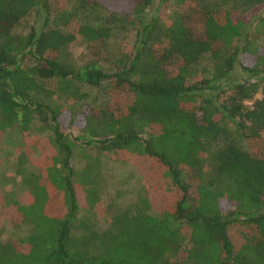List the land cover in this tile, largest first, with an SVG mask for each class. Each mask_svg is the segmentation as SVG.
<instances>
[{"label": "trees", "instance_id": "trees-1", "mask_svg": "<svg viewBox=\"0 0 264 264\" xmlns=\"http://www.w3.org/2000/svg\"><path fill=\"white\" fill-rule=\"evenodd\" d=\"M152 2L0 0V264H264V0Z\"/></svg>", "mask_w": 264, "mask_h": 264}, {"label": "rangeland", "instance_id": "rangeland-1", "mask_svg": "<svg viewBox=\"0 0 264 264\" xmlns=\"http://www.w3.org/2000/svg\"><path fill=\"white\" fill-rule=\"evenodd\" d=\"M146 13L148 14H157L162 19L167 20L171 11L168 8H164L158 0H153L150 7L146 9ZM256 27V26H255ZM254 25L251 27L253 30ZM127 41V42H126ZM131 41V35L127 37H122L119 39V46L121 49H127L129 47V43ZM80 51V49H77ZM238 76V74H236ZM7 134V139L2 142V146L4 150L1 152L3 162L0 166V190L3 192H7L8 194L18 195L21 193L23 188L18 183L16 178L11 176L12 173V165L14 160L13 153L8 151V147L5 148L4 144L8 146L15 147L18 145V140L16 135H13L11 131ZM16 153V151H15ZM79 159L76 160L77 165ZM102 164H103V177H104V188L105 191L103 192V200L104 202H108L112 198V194L118 193L122 196L123 200H129L132 196H137L140 191L144 188V181L131 164L128 163H121L119 162L113 154H106L102 156ZM10 177L7 178V176ZM105 220H100V223L103 224ZM27 227L21 225L20 230L24 231ZM6 235V234H5Z\"/></svg>", "mask_w": 264, "mask_h": 264}]
</instances>
